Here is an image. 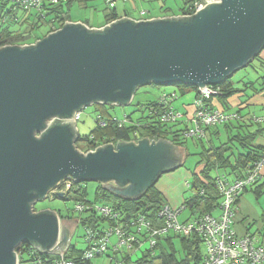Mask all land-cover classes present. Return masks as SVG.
<instances>
[{"label": "water", "instance_id": "1", "mask_svg": "<svg viewBox=\"0 0 264 264\" xmlns=\"http://www.w3.org/2000/svg\"><path fill=\"white\" fill-rule=\"evenodd\" d=\"M263 48L264 0H216L190 16L122 17L103 28L68 21L33 44L0 47V264H16L21 242L64 252L75 226L71 232L55 211H33L59 180L96 181L137 199L183 165V148L166 139L83 152L74 144V111L96 101L130 105L151 83L203 88Z\"/></svg>", "mask_w": 264, "mask_h": 264}, {"label": "trees", "instance_id": "2", "mask_svg": "<svg viewBox=\"0 0 264 264\" xmlns=\"http://www.w3.org/2000/svg\"><path fill=\"white\" fill-rule=\"evenodd\" d=\"M63 1L65 2L44 6V13L42 14L36 12L27 13L23 10H19L18 7L0 2V47L8 44H32L45 36L43 35L41 37L36 34V31L40 30V28L44 26L47 27L45 30V34L47 35L49 32L61 27L67 21L76 22L70 20L69 6L72 1L83 3L85 0ZM114 1L115 0H108V9L112 8ZM109 2H112V5H110ZM110 9L105 15L106 24L114 19L120 18L113 12V10ZM187 10L188 8L185 9L183 6L180 13H188ZM192 10L189 12H192ZM19 13H21V16L18 15ZM25 22L28 23V26L23 30L22 24ZM82 23L89 26V24L85 21ZM104 26L105 25L101 28ZM255 58H257V56ZM234 74L212 84L214 87L219 88L220 94L205 99L204 102L206 105L212 108L210 102L213 98L218 97V100L224 103L228 97L243 91L244 88H237L235 83L232 81L231 78ZM260 78L259 79L262 81L261 83L264 86V73ZM243 84L247 85L246 83ZM150 85L160 88L162 93H165L163 92L164 90L170 89L168 87L170 84L160 85L151 83ZM251 85L252 83L245 87H250ZM171 86L178 87L181 92H185L188 88L193 91L197 89V86L183 82L172 83ZM156 99L157 98L154 97L146 100V102L132 100L131 106L135 107L132 111L126 112L129 122L121 127H119L114 120V118L118 117L110 115L107 112L108 107H114V105H111L110 103L100 104V101L93 102L90 106L94 109V119L95 115L98 114L107 120V124L104 127H101L95 121L94 127L88 134L81 135L78 133L74 143L76 148L81 151H88L94 150L96 147L100 146V144L107 143H111L112 146L115 147L118 141H137L144 137L150 140L166 139L168 142L179 147L184 146L182 145L184 142L188 144V141L183 136V130L188 126L187 120L176 123H161L158 121L159 115H155L153 112L148 110L149 108H147V105L155 106ZM141 106H143V110ZM185 116L188 117V114L185 113ZM231 120H228L219 126L214 125L205 127V136L195 139V143L199 144L201 148L198 153H193L197 156V162L191 171V181L189 182V190L191 193L183 200L185 205V211L183 213H187V215L180 219H190L191 216H196L200 213L214 212L220 199V195L215 186L216 176L227 173L225 171L226 169L229 170L228 173L240 172L245 164L255 159L259 152L264 148L254 144L255 138L261 130L257 129L251 132L239 124H237V127L239 128H236V133L228 137L226 142L220 143L218 146H214L211 142H208L209 144L207 145V140H205L206 135H216L218 132L217 129L221 126L226 128L236 126V124L231 122ZM137 123L138 125H136ZM70 130L72 133H75L72 126L70 127ZM80 142L84 144L83 147L85 149L80 147ZM233 149H235V153L232 154L231 151H233ZM239 149L247 151L246 153H243L242 151H239ZM185 151L187 152V149ZM229 152L231 153L228 154ZM230 155H234L233 162L230 160ZM225 178L229 179L227 175ZM83 182L84 181L74 182L72 188H70V190L65 194L59 196V194L55 193L52 198H59L60 200L72 198L76 200L75 204L82 201L91 205L99 204L89 202L85 199L86 190L85 187H83ZM156 182L157 180L146 189L143 195L137 199H128L115 195L100 182H97L94 194L96 199H100L102 201V204L99 205H108L112 208L111 212L116 211L118 213L121 217V222H129L130 220L137 218L139 215H142L151 224V227L155 229L161 227L162 225V218L158 216L159 209L163 204H168L164 203L162 193L155 185ZM253 190H256V195L261 192L259 187H255ZM200 191H202V193H200ZM179 205L176 207H179ZM42 211L45 210H41L40 212ZM57 212L61 219L63 217L76 219L78 221L77 225L81 224L84 228H90L97 232L108 228V226L115 225L117 221L120 223L119 217L115 221L111 219L110 215H106L104 212L97 211L94 208H85L82 211H78L74 210L73 207L70 211L72 216L62 215L60 210H57ZM190 214L192 215L189 216ZM145 234L147 233L145 232ZM154 238L156 239V243L152 249L148 252L141 251L138 258L133 260L131 259V262L136 264L202 263L203 244L201 236H199L195 231L186 236L179 232L169 230L166 233L155 235ZM24 245L27 247L23 249V251H26L25 254L27 255H31L33 251L40 254L45 253L42 252L37 245L34 247V245L30 246L32 245L30 243L22 244V246ZM134 246L137 247L138 243H134ZM19 247L20 246H18L17 250ZM83 251V247L76 248L75 244L70 243L66 254L70 257H81ZM126 262H130L129 259L126 260Z\"/></svg>", "mask_w": 264, "mask_h": 264}, {"label": "built area", "instance_id": "3", "mask_svg": "<svg viewBox=\"0 0 264 264\" xmlns=\"http://www.w3.org/2000/svg\"><path fill=\"white\" fill-rule=\"evenodd\" d=\"M213 1L216 0H185L188 4V6H185V9L188 8V13L184 16H190L197 9ZM0 2L18 7L19 10L27 13L36 12L42 14L44 13V6L55 4L58 0H0ZM109 3L112 5V2ZM191 10L192 12H189ZM163 92L165 93L161 92L157 95L156 105H147V108L155 115H159L158 121L161 123H176L187 120L188 126L183 130L184 138L204 137L205 127L219 125L235 118L234 113H226L218 109L210 108L205 104V99L220 94L219 88L214 87L212 84L204 85L203 88L197 87L194 91V109L188 117L185 116V112L174 108L172 105L173 101L177 98L175 90ZM82 110L74 111V123L80 118ZM263 119L264 117H255L254 121L260 122ZM114 120L119 127L129 122L126 113L123 117L114 118ZM95 121L101 127L107 124V120L98 114L95 115ZM263 166L264 148L255 159L245 164L238 177L229 180L225 178V174L216 176L215 186L220 195V199L214 212L200 213L196 216H191L192 214H190V219H180V216L185 211L183 201L179 207L175 208L169 204H163L158 211V216L162 218V225L155 229L151 227V224L142 215H139L129 222H121V217L118 213L116 211L111 212L112 208L108 205H91L83 201L77 202L74 205V210L82 211L85 208H94L97 211L104 212L106 215H110L111 219L115 221L119 217L120 223L117 221L115 225L108 226V228L100 232L85 228L82 236L84 251L81 257H70L66 254L71 242H69L66 250L60 254L45 251V253L40 254L33 251L31 255H27L25 254L26 251H23L27 246H22V244L27 242H21L15 250L16 264H93L95 257L105 258V261L99 264L131 263V259L133 260L135 256H139L141 251L148 252L152 249L156 243L155 235L166 233L169 230L179 232L186 236L195 231L201 236L203 244V260L201 264H264V237L255 233L238 235L233 228L237 200L244 189L251 187L260 178ZM63 180L67 181V185L76 182L70 176L59 180V185L56 186L55 184L49 189V197H52L59 189L66 187ZM184 185L187 188L190 187L188 181H184ZM136 242L138 243L137 247L134 246ZM18 246L20 247L17 250ZM128 259L130 262H126Z\"/></svg>", "mask_w": 264, "mask_h": 264}, {"label": "rangeland", "instance_id": "4", "mask_svg": "<svg viewBox=\"0 0 264 264\" xmlns=\"http://www.w3.org/2000/svg\"><path fill=\"white\" fill-rule=\"evenodd\" d=\"M163 1V0H161ZM176 1V0H175ZM175 1L173 0H167V2L169 3H175ZM178 2V1H177ZM182 2L184 3V7L187 5V3L185 2V0H182ZM179 4V2H178ZM176 5V4H173ZM79 11H72V16L76 17L85 14L83 11H81L80 9H78ZM90 11H92L90 9ZM145 13V12H143ZM192 14V13H191ZM19 16H21V13L18 14ZM182 15H187V13L183 14H179V16ZM146 19H151V18H144L141 20H146ZM134 20V19H133ZM90 21V20H89ZM137 21V20H135ZM68 22V21H67ZM82 23V22H81ZM84 24V23H83ZM28 26V23H23L22 24V29H26ZM47 29V27H42L40 28V30L36 31V34L38 36H43L46 35L45 34V30ZM38 32V33H37ZM244 72L241 75V78L239 79L240 73ZM264 73V68L261 65L260 60L257 58H254L248 66H246L245 68H243L241 71L235 73L232 76V81L235 83V86L237 88L243 89L244 88V92H249L250 89L246 88L245 86H249L250 83H254V85L260 89L263 93H264V86L262 85V81L260 79H258V77ZM246 79V84L244 85V81ZM238 80H240V84L239 82H237ZM243 84V85H242ZM170 89L168 90H164L166 92H170L172 90H175L176 92V96L177 98L173 101L172 105L174 108L179 109V101L181 99H183L185 102L188 101V103H191L193 101V94L194 91L190 88H188L185 92H181L179 90L178 87L176 86H168ZM162 92V90L160 88H157L153 85H143V86H139L135 91H134V95H133V99L134 101L140 100L141 102H146V100L151 99L156 97L157 95H159ZM244 98V97H242ZM144 106V105H143ZM143 106H141L142 110H143ZM135 106H131L130 105H126V106H115V107H108V114L110 115H115L118 118L123 117V115L126 112H130L134 109ZM261 106H250L249 109L244 108L241 110V114L242 116H244V122H246L247 124H249L248 130H253V129H257L260 125H264V122L260 125L254 122V118H263L264 114L260 112ZM183 109V108H182ZM181 109V110H182ZM93 108L92 106H87L84 107V109L81 112V117L80 119L77 121L76 123V130L79 132V134L84 135V134H88L90 132V130L94 127L95 125V119H94V113H93ZM261 113V114H260ZM251 116V117H249ZM102 117V116H101ZM237 126V123H235ZM222 128V127H221ZM150 140V139H148ZM186 140L188 141L187 143H183L182 146L183 147V158H184V166L182 165L181 167L169 171L168 173H165L163 175H161V177L157 180V182L155 183V185L157 187H162L163 185H167L166 182L168 184H172L171 187L169 188L170 192L174 195V196H178L179 197V193H181L184 197L189 196V194L191 193L189 188L185 187L184 185V181H191V171L193 170V168L196 165L197 162V156L194 155V151L197 150V148L193 147V139L192 138H186ZM130 142V141H127ZM80 147L84 148L81 142H80ZM102 145V144H100ZM112 145V144H111ZM85 149V148H84ZM187 149V152L185 151ZM94 151V150H93ZM168 178V179H167ZM64 181V180H63ZM60 184V181H58L56 183V186ZM97 182L96 181H84L83 182V187H85L86 190V200L89 202H93V203H99L102 204V201L100 199H96L95 198V187H96ZM105 184H116L114 181H108ZM64 185H66V187H63L61 189L58 190V193H62L65 194L67 191L70 190V188L74 185L73 183L71 185H67V181H64ZM179 186H181V189L179 188ZM123 187V186H122ZM67 188V189H66ZM180 189V191L178 192V190ZM144 194V192L142 193V195ZM50 195V192L48 191L45 195L48 196ZM163 200L164 203L168 202V196L163 195ZM140 197V195H139ZM174 199H177L174 197ZM251 204L255 207V212H250V217H249V222L251 223V230L252 231H256L257 228L264 229V198H250ZM76 203L75 199L72 198H68V199H64V200H60L59 198H51V197H46L45 199H41L38 200L34 205H33V211L34 212H39L41 210H45L48 209L50 211H57L60 210V213L64 216H70L71 213V209L74 207V204ZM174 204V202L172 203ZM176 205V204H175ZM174 207V206H172ZM175 208V207H174ZM187 213H183L180 218L186 216ZM72 216V215H71ZM61 218V217H60ZM64 218V217H63ZM84 230L85 228L79 224L77 225V228L74 227V234H71V238L70 241L72 244L76 245V248H82L84 245L82 243L83 241V234H84ZM73 235V236H72ZM260 235V234H257ZM60 238L57 237L55 243L52 246H49L48 249H52L58 242H59ZM177 244V242H176ZM69 245V243H68ZM67 245V247H68ZM66 247V248H67ZM65 248V250H66ZM64 250V251H65ZM135 259L138 258V256L134 257ZM133 258V259H134ZM103 261H105V258L102 257H95L93 259V264H99L102 263ZM122 264H136V263H122Z\"/></svg>", "mask_w": 264, "mask_h": 264}, {"label": "crops", "instance_id": "5", "mask_svg": "<svg viewBox=\"0 0 264 264\" xmlns=\"http://www.w3.org/2000/svg\"><path fill=\"white\" fill-rule=\"evenodd\" d=\"M175 1V0H173ZM179 4H178V2ZM65 1H62L63 3ZM108 0H85V2L80 3L78 1H72L70 6H69V16L70 20L76 21V22H87L90 27L94 28H101L103 25H106V20H105V15L108 13ZM176 4V5H173ZM184 3L182 0H176L175 3H169L167 0H115L112 8L110 10H113L115 14L118 15V17H123L127 16L128 18L134 19V20H141L144 18H163V17H170V16H177L181 14V9L183 8ZM83 11L85 14H82L79 16H72V11ZM90 9L92 11H90ZM144 11L145 13H141ZM90 20V21H89ZM258 59L261 62V65L264 68V48L259 52L258 54ZM249 65V64H248ZM247 65V66H248ZM245 68V67H244ZM243 69V68H242ZM242 69L238 70L237 72L241 71ZM235 72V73H237ZM244 72L240 73L239 79L241 78V75ZM263 74V73H262ZM261 74V75H262ZM261 75L258 77V79L261 77ZM261 79V78H260ZM239 84L241 83L240 80H238ZM246 83V79L244 81ZM243 85V84H242ZM158 88V87H157ZM250 89V91L244 92L240 91L230 97H228L224 103L218 100V97L213 98L210 102L211 107L214 109L221 110L223 112L227 113H234L235 118L231 120L233 123H237L246 129H248L249 124L244 122V116L240 115L241 110L244 108L249 109L250 106H261L259 109L261 113L264 114V93L258 89L254 83L252 82V85L250 87H246ZM157 97V96H156ZM244 97V98H242ZM194 98V94H193ZM116 105H114L115 107ZM179 109L187 113L188 116H190L191 112L194 109L193 106V101L191 103L185 102L183 99L179 101ZM260 113V114H261ZM251 117V116H249ZM255 123L262 124L264 122V119L260 122L254 121ZM224 123H221L219 125H222ZM215 125V126H219ZM222 127V126H221ZM219 127L218 132L216 135L213 136H208L206 135L207 140V145L209 144L208 142H211L214 146H218L220 143L226 142L227 138L230 137L231 135H234L236 133V128H239L237 126H234L232 128L229 127ZM257 129L261 130L259 134L256 136L254 140V144L259 145L264 147V125H260ZM257 129L250 130L255 131ZM245 130V129H244ZM145 138V137H144ZM148 139V138H147ZM193 139V147L197 148L194 153H198L199 149L201 146L199 144H196V138ZM239 151H242L243 153H246L247 150H242L239 149ZM232 154L235 153V149L231 151ZM229 152L228 154H230ZM230 160L233 162L234 161V155H230ZM184 164V161H183ZM184 166V165H183ZM227 173H225L229 180H232L236 177H238L241 173H228V169L225 170ZM168 173V172H167ZM168 179V178H167ZM168 186H171L172 184H168ZM167 185H163L162 187H157L159 191L163 195H167L168 198V203L171 206H178L183 200L184 196L179 193L178 196H174ZM255 187H259L261 189V192L256 195V190H253ZM181 189V186H179ZM178 190V192L180 191ZM177 198V199H174ZM250 198H264V166L261 169V176L260 178L251 186L247 187L246 190H244L241 195L239 196L237 200V208H236V214L234 216V221H233V228L236 234L238 235H243L245 233H255V234H260L264 236V229L257 228L256 231L251 230V223L249 222V217L250 212H257L255 211V207L251 204ZM174 202V204H172ZM176 204V205H175Z\"/></svg>", "mask_w": 264, "mask_h": 264}, {"label": "flooded vegetation", "instance_id": "6", "mask_svg": "<svg viewBox=\"0 0 264 264\" xmlns=\"http://www.w3.org/2000/svg\"><path fill=\"white\" fill-rule=\"evenodd\" d=\"M162 175V174H161ZM113 182V181H112ZM52 198V197H51ZM36 203V202H35ZM34 203V204H35ZM53 211V210H52ZM55 212H57V211H55ZM57 214H58V212H57ZM59 215V214H58ZM60 216V215H59ZM63 219V218H62ZM65 219V220H64ZM63 220V226H65L66 228H68L70 231H71V228L72 227H76L77 228V223H75V221L74 220H72V218H64ZM72 232V231H71Z\"/></svg>", "mask_w": 264, "mask_h": 264}, {"label": "clouds", "instance_id": "7", "mask_svg": "<svg viewBox=\"0 0 264 264\" xmlns=\"http://www.w3.org/2000/svg\"><path fill=\"white\" fill-rule=\"evenodd\" d=\"M177 16H178V15H177ZM131 102H132V101H131ZM100 104H103V103H100ZM111 105H114V104H111ZM83 109H84V108H83ZM76 123H77V122H76ZM76 123H74V127H76ZM76 132L79 133L77 130H76ZM137 141H138V140H137ZM137 141L134 140L133 142L136 143ZM149 141H152V140H149ZM153 141H154V140H153ZM155 141H156V140H155ZM102 145H103V144H102ZM102 145H100V146H102ZM98 147H99V146H98ZM96 148H97V147H96ZM96 148H95V149H96ZM95 149H94V150H95ZM88 151H90V150H88ZM83 152H87V151H83ZM45 198H46V197H45Z\"/></svg>", "mask_w": 264, "mask_h": 264}, {"label": "bare ground", "instance_id": "8", "mask_svg": "<svg viewBox=\"0 0 264 264\" xmlns=\"http://www.w3.org/2000/svg\"><path fill=\"white\" fill-rule=\"evenodd\" d=\"M60 2H62V0H58V2L57 3H55V4H58V3H60ZM60 28V27H59ZM58 29V28H57Z\"/></svg>", "mask_w": 264, "mask_h": 264}]
</instances>
